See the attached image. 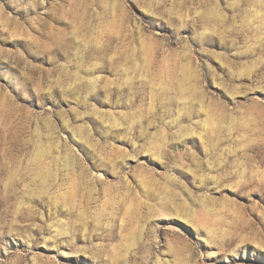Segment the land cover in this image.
<instances>
[{
  "label": "rangeland",
  "instance_id": "rangeland-1",
  "mask_svg": "<svg viewBox=\"0 0 264 264\" xmlns=\"http://www.w3.org/2000/svg\"><path fill=\"white\" fill-rule=\"evenodd\" d=\"M0 264H264V0H0Z\"/></svg>",
  "mask_w": 264,
  "mask_h": 264
}]
</instances>
